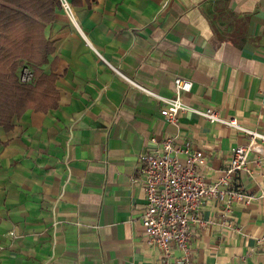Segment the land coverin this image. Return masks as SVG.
I'll use <instances>...</instances> for the list:
<instances>
[{"label":"crops","instance_id":"1","mask_svg":"<svg viewBox=\"0 0 264 264\" xmlns=\"http://www.w3.org/2000/svg\"><path fill=\"white\" fill-rule=\"evenodd\" d=\"M70 2L122 72L166 97L184 76L186 103L264 133V0ZM45 36L53 49L41 67L55 74L56 104L0 125V264H157L136 156L172 137L204 152L213 181L247 134L192 111L166 121L162 102L118 76L59 7ZM232 182L250 198L233 203L226 225L219 200H201L194 264H264V153L250 152Z\"/></svg>","mask_w":264,"mask_h":264},{"label":"built area","instance_id":"2","mask_svg":"<svg viewBox=\"0 0 264 264\" xmlns=\"http://www.w3.org/2000/svg\"><path fill=\"white\" fill-rule=\"evenodd\" d=\"M59 8L93 51H96L118 76L162 102L160 113L166 121L175 122L178 114L192 111L247 134V142L233 147L230 162L213 181H207L204 176L203 169L207 165L204 152L201 149L192 151L187 147L181 148L174 144L172 137L161 140L154 151L141 152L136 156L146 198L142 214L143 229L150 244L160 253L157 264H194L191 258V239L195 228L205 222L198 213L201 200L216 197L221 205L219 210L221 223L227 224L233 203L244 201L246 197L250 198L233 184L232 178L236 173L247 169L250 152L258 150L264 153V147L258 141L264 140V133L243 127L235 117L227 119L221 117L215 108H197L186 103L182 95L190 90L192 81L184 76H174L172 96L166 97L151 90L107 61L100 51L92 46L77 22L75 9L70 0H59ZM31 75L30 68L24 66L20 80L27 81ZM152 140L155 141L156 137ZM179 152L186 153L184 162L178 159Z\"/></svg>","mask_w":264,"mask_h":264},{"label":"trees","instance_id":"3","mask_svg":"<svg viewBox=\"0 0 264 264\" xmlns=\"http://www.w3.org/2000/svg\"><path fill=\"white\" fill-rule=\"evenodd\" d=\"M57 7L59 0H0V125L6 130L26 109L56 104L55 74L41 66L53 49L45 27ZM24 66L32 75L22 82Z\"/></svg>","mask_w":264,"mask_h":264}]
</instances>
